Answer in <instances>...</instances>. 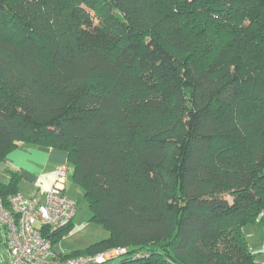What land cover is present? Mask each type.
Masks as SVG:
<instances>
[{"label": "trees", "instance_id": "16d2710c", "mask_svg": "<svg viewBox=\"0 0 264 264\" xmlns=\"http://www.w3.org/2000/svg\"><path fill=\"white\" fill-rule=\"evenodd\" d=\"M27 145L64 154L109 233L59 259L255 264L264 0H0V166Z\"/></svg>", "mask_w": 264, "mask_h": 264}, {"label": "built area", "instance_id": "2783aa9c", "mask_svg": "<svg viewBox=\"0 0 264 264\" xmlns=\"http://www.w3.org/2000/svg\"><path fill=\"white\" fill-rule=\"evenodd\" d=\"M67 164L58 166L53 185L42 197L17 192L0 201V260L3 264H106L128 257L125 247L110 248L86 257L59 259L45 234L68 225L77 211L76 202L64 193ZM134 258L142 257L135 253ZM259 264H264V261Z\"/></svg>", "mask_w": 264, "mask_h": 264}, {"label": "crops", "instance_id": "0c3cea01", "mask_svg": "<svg viewBox=\"0 0 264 264\" xmlns=\"http://www.w3.org/2000/svg\"><path fill=\"white\" fill-rule=\"evenodd\" d=\"M64 163V154L57 150H43L31 145L20 146L7 155V161L2 165L8 174L7 179L3 183H8L11 177L10 172H14L20 177L18 184L19 193L27 198L42 197L53 185L58 166ZM76 213L71 222L69 233L52 244L53 252L58 255L65 256L77 250L83 251L91 245L107 239L109 236H105L102 230L103 227L100 224L89 220V215L86 217L85 222L81 223L76 218ZM254 225L259 229L264 228V212L258 217ZM249 227L243 229L245 233L246 228H248L247 235L249 234ZM260 234L259 238L258 236L256 238H247V235H245L248 246L255 255V264L264 261V234ZM0 251L2 253L3 250L0 249ZM119 260H114V263L119 262ZM112 262L110 264H114ZM0 264H3L1 260Z\"/></svg>", "mask_w": 264, "mask_h": 264}, {"label": "rangeland", "instance_id": "374dc122", "mask_svg": "<svg viewBox=\"0 0 264 264\" xmlns=\"http://www.w3.org/2000/svg\"><path fill=\"white\" fill-rule=\"evenodd\" d=\"M7 176H8V174L3 169V166H0V183H3L7 179ZM65 180H66L65 195L69 199H71V200H73L74 202L77 203L76 218L79 219V221L81 223L85 222L86 217H88V215L90 216V211H89V208H88V205H87L86 201L84 200L83 194L73 184V181H72V178H71L70 174H68L66 176ZM87 220H88V218H87ZM254 226L250 225V227H249L250 229H249V234L248 235H247L248 228H246L245 235H247V238H256L257 236L259 238L261 236L260 233L264 234V228L259 229V228H256L257 226H255V227ZM102 230H103L105 236L109 235V233L106 230H104V229H102ZM0 254H2V253H0ZM112 263H114V261Z\"/></svg>", "mask_w": 264, "mask_h": 264}]
</instances>
